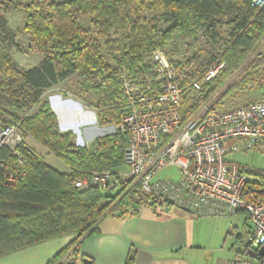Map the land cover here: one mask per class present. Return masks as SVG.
<instances>
[{"label":"trees","instance_id":"1","mask_svg":"<svg viewBox=\"0 0 264 264\" xmlns=\"http://www.w3.org/2000/svg\"><path fill=\"white\" fill-rule=\"evenodd\" d=\"M12 8L27 13L26 33L45 52L40 66L21 70L8 54L13 39L4 34L6 18L1 12ZM83 17H90L92 30L82 24ZM221 19L232 27L222 59H217L226 63L221 73L225 79L243 66L264 40V7H252L251 0L0 1V130L18 125L25 136L35 139L70 169V174L55 170L24 144L16 149L0 147V256L65 235L81 238L96 233L108 209H124L126 197L136 200L140 207L145 201L138 193L134 196L137 191L133 188L126 193L129 181H123L121 192L114 196H104L102 188L75 185L79 178L104 171L115 174L113 185L121 182L116 170L125 165L129 145L126 134L104 135L95 141L94 149L78 147L71 132H61L48 102L34 115L22 117L21 100L38 104L46 90L78 73L83 90L98 98L95 110L100 123L118 124L128 112L125 77L141 82L154 78L155 50H164L176 40L194 39L221 24ZM104 50L114 60L115 68L105 63ZM260 64L264 66V59ZM92 74H96L95 81ZM194 79L186 73L185 85L189 87ZM252 81L254 78L247 75L237 86L247 90ZM200 101V94L188 89L181 101L182 115L198 109ZM10 171L18 177L16 182L6 180ZM262 181L258 185L250 183L249 191L261 190L255 188L263 185L264 176ZM103 198L109 201L102 206ZM168 207L161 204L151 210L161 216Z\"/></svg>","mask_w":264,"mask_h":264},{"label":"built area","instance_id":"2","mask_svg":"<svg viewBox=\"0 0 264 264\" xmlns=\"http://www.w3.org/2000/svg\"><path fill=\"white\" fill-rule=\"evenodd\" d=\"M251 6L263 8L264 0H251ZM258 55L264 57V44ZM152 60L155 77L143 82L125 77L128 112L118 124L106 125L129 138L125 164L137 193L145 198L144 207L168 204L200 217L244 211L253 224L252 233L229 264H264L259 255L264 245V183L255 188L261 190L249 191L250 172L226 159L230 141H242L248 149L264 144V99L222 111L215 102H203L225 69L224 61L216 60L188 87L185 71L164 50H155ZM188 89L199 93L201 101L197 111L183 116L181 101ZM15 132L17 139H24L18 125L2 128L0 147L16 149L10 143ZM168 166L177 168L176 179L160 175ZM17 179L13 171L6 176L10 182ZM114 180L112 171L95 172L77 179L75 185L104 189Z\"/></svg>","mask_w":264,"mask_h":264},{"label":"crops","instance_id":"3","mask_svg":"<svg viewBox=\"0 0 264 264\" xmlns=\"http://www.w3.org/2000/svg\"><path fill=\"white\" fill-rule=\"evenodd\" d=\"M62 101L66 105L61 109L55 105L53 110L61 132H71L76 146L91 148L98 138L108 134L95 109H85L71 99ZM69 103L79 108L70 107ZM76 116L85 120L82 130L62 128L61 124ZM64 174H70V169ZM131 201L134 204L126 203L119 211H111V207L100 220L96 233L81 238L70 234L36 243L0 256V264H50L72 243L73 247L53 264H86V259L90 264H229L243 251V240L252 233L253 224L244 211L200 217L168 207L157 216L150 208Z\"/></svg>","mask_w":264,"mask_h":264},{"label":"rangeland","instance_id":"4","mask_svg":"<svg viewBox=\"0 0 264 264\" xmlns=\"http://www.w3.org/2000/svg\"><path fill=\"white\" fill-rule=\"evenodd\" d=\"M16 1L20 3H29L32 0ZM1 13L6 18L4 34L10 36L13 39V43L9 45L8 54L14 64L21 70L40 66L45 57V52L37 47L33 43L32 38L26 33L25 24L27 13L18 8L3 10ZM221 21V24H217L212 28L204 30L194 39L176 40L171 42L164 49L168 59L173 64L182 68L191 77H199V75L202 74L214 61L217 59H222L221 56L224 51V43L229 40L232 27L230 24H227V20L221 19ZM81 22L87 29L92 30L90 17H83ZM100 41L103 43L104 39H100ZM263 44L264 40L247 59L245 64L230 77L222 79L223 75L221 74L218 77L219 80L216 81V86L215 84L213 85V90L210 91L211 94L204 100L203 103H207L208 101L215 102L218 109L226 111L254 101L263 100L264 80L262 79V76L264 75V66L261 65L260 62L264 58L258 55V51L261 49ZM214 55L218 56L214 57L213 59L212 57ZM103 56L107 65L112 66V68L116 67L114 60L109 56L107 51H103ZM134 73L138 72L135 70ZM247 75H251V77L254 78V81L249 84L247 90L240 89L237 85H239V83H241L244 77ZM91 76L95 81L96 74H92ZM82 83L83 81L80 77V74L75 73L70 75L67 79L56 84L51 89L46 90L41 97L40 103L38 104L31 101L30 99L22 98L23 100H21V103L23 110L20 115L22 117L34 115L38 108L46 102L49 103L52 110L54 109L55 105L57 108L61 109L64 105H66L62 103V100L65 99H71L72 101L83 106L85 109H95L96 105L98 104V98L95 97L91 92L84 91ZM57 96H61L62 100H55L56 98L54 99V97ZM68 105L76 109L79 108L75 103H69ZM124 109H126V107H124ZM84 124L85 120L80 116H76L74 120L65 122L61 125L64 129L70 128L72 130L75 129V131H78L80 129L82 130ZM107 132L108 134L115 133L113 129H108ZM17 135L18 132H15L10 140L12 147L16 148L22 144L27 145L33 152H35L36 155L42 158L44 157L45 162L52 168L61 173L69 172V167L62 160L58 159L54 155L47 154V150L42 148L41 144L35 139L30 136L28 137L27 135L25 136L24 134V139L20 141L17 139ZM94 148L95 144L90 149ZM227 149V161L237 163L248 170L250 172L249 180L251 184L258 185L263 182L264 144H257L254 148L248 149L245 146V143L237 140L228 142ZM116 172L119 173L118 176L121 178V180L126 179V182L129 181L126 187L128 186L129 189L133 188L132 190H136V187L134 188L133 186L134 181L132 178H130L131 176H125V174L128 175L130 173L129 167L126 164L118 168ZM160 175H170L172 178L176 179L178 177V170L175 166H168L160 172ZM121 190L122 184L118 182L114 188H104L102 193L104 196H114L121 192ZM136 193L137 192H135L134 196L137 197ZM123 196L124 195H122V197ZM108 201V198H103L101 205L103 206L107 204ZM125 203L131 204V198L126 197ZM132 204H134V202ZM110 209H108L106 213H109ZM248 240V238H244L241 249H244V245Z\"/></svg>","mask_w":264,"mask_h":264},{"label":"water","instance_id":"5","mask_svg":"<svg viewBox=\"0 0 264 264\" xmlns=\"http://www.w3.org/2000/svg\"><path fill=\"white\" fill-rule=\"evenodd\" d=\"M259 255H260L261 257H264V245L260 248V250H259ZM85 263H86V264H90V261H89L88 259H86V260H85Z\"/></svg>","mask_w":264,"mask_h":264}]
</instances>
